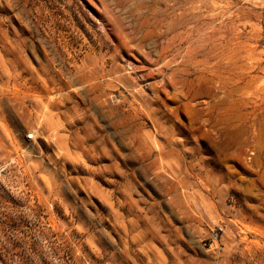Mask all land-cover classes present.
<instances>
[{
  "label": "rangeland",
  "instance_id": "obj_1",
  "mask_svg": "<svg viewBox=\"0 0 264 264\" xmlns=\"http://www.w3.org/2000/svg\"><path fill=\"white\" fill-rule=\"evenodd\" d=\"M0 264H264V0H0Z\"/></svg>",
  "mask_w": 264,
  "mask_h": 264
}]
</instances>
